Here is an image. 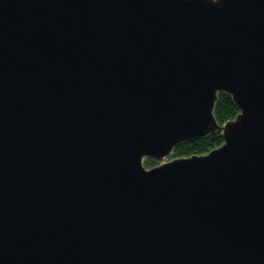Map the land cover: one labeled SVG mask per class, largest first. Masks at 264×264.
Wrapping results in <instances>:
<instances>
[{
  "label": "water",
  "instance_id": "obj_1",
  "mask_svg": "<svg viewBox=\"0 0 264 264\" xmlns=\"http://www.w3.org/2000/svg\"><path fill=\"white\" fill-rule=\"evenodd\" d=\"M0 264H264V0H0Z\"/></svg>",
  "mask_w": 264,
  "mask_h": 264
},
{
  "label": "trees",
  "instance_id": "obj_2",
  "mask_svg": "<svg viewBox=\"0 0 264 264\" xmlns=\"http://www.w3.org/2000/svg\"><path fill=\"white\" fill-rule=\"evenodd\" d=\"M239 113V109L233 102L230 95L221 92L215 104L214 115L219 124L233 119ZM223 143V137L220 131H216L206 137L193 139L183 142L175 147L173 155L175 158L188 157L192 155H201L220 146ZM147 165H153L155 162L152 159L147 160Z\"/></svg>",
  "mask_w": 264,
  "mask_h": 264
},
{
  "label": "rangeland",
  "instance_id": "obj_3",
  "mask_svg": "<svg viewBox=\"0 0 264 264\" xmlns=\"http://www.w3.org/2000/svg\"><path fill=\"white\" fill-rule=\"evenodd\" d=\"M173 158H175L174 157V155H173V152H172V154H169L166 158H163V159H161V160H155V159H152L155 163L153 164V165H147V160L148 159H151V158H145L144 159V161H143V164L145 165V167H147V168H149V167H152V166H155V165H158V164H160V163H162V162H165V161H168V160H171V159H173Z\"/></svg>",
  "mask_w": 264,
  "mask_h": 264
}]
</instances>
